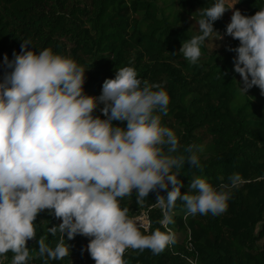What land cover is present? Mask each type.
Wrapping results in <instances>:
<instances>
[{
	"label": "clouds",
	"instance_id": "1",
	"mask_svg": "<svg viewBox=\"0 0 264 264\" xmlns=\"http://www.w3.org/2000/svg\"><path fill=\"white\" fill-rule=\"evenodd\" d=\"M235 3L212 0L201 9L198 32L178 49L190 64H197L209 38H221L213 22ZM225 33L239 41L231 50L240 91L246 95L258 86L264 95V6L252 15L233 9ZM29 43L24 40L13 59L5 55L8 70L0 79V256L11 251V264H28L35 256L45 264L60 260L70 254L65 233L69 240L90 237L94 264H127L123 253L129 248L157 255L175 242L174 233L141 231L139 219L120 205L133 191L138 199L156 191L164 226L174 222L170 213L178 199L186 215L226 211L235 175L219 186L196 175L181 193L177 173L185 162L201 168L202 149L188 145L178 152L176 133L162 122L170 102L163 85L142 81L133 66H123L103 80L99 96L89 95L86 69L75 59L49 47L33 50ZM98 102L103 118L94 115ZM45 209L60 219L47 232L60 237L52 245L42 235L38 250L30 252L26 241L36 237L34 221Z\"/></svg>",
	"mask_w": 264,
	"mask_h": 264
},
{
	"label": "trees",
	"instance_id": "2",
	"mask_svg": "<svg viewBox=\"0 0 264 264\" xmlns=\"http://www.w3.org/2000/svg\"><path fill=\"white\" fill-rule=\"evenodd\" d=\"M235 3L213 22L215 31L225 33L230 12L239 9L252 15L264 6V0H228ZM228 2V3H229ZM212 0H0V79L6 70L4 57L13 59L21 43L28 48L45 47L70 56L85 68L83 88L101 93L102 82L115 70L133 66L138 77L163 85L170 97L168 113L162 122L179 141L178 152L188 145L199 146L201 168L187 162L177 173L180 191H188L191 177L204 175L214 186L228 184L231 198L219 215H186L184 202L177 200L171 210L173 223L160 222L164 211L156 203V191L138 199L135 191L120 198L130 217L143 213L148 230H171L175 242L153 255L126 249L127 264H264V95L258 86L243 94L239 73L233 70L234 49L238 39L208 53L205 44L197 64H190L178 51L181 43L198 32L199 13ZM230 4V3H229ZM192 19L194 29L187 25ZM238 82V83H237ZM97 103L94 115L103 114ZM123 126L125 122L113 121ZM185 155H187L185 153ZM175 171V169H174ZM171 185H169V189ZM167 190H160L166 195ZM60 219L45 209L34 221L36 237L26 241L30 252L38 250L37 240L47 236L54 245L55 236L47 227ZM65 240L70 254L47 264H94L86 250L90 237L77 234ZM13 253L0 256V264H11ZM28 264H45L35 256Z\"/></svg>",
	"mask_w": 264,
	"mask_h": 264
},
{
	"label": "rangeland",
	"instance_id": "3",
	"mask_svg": "<svg viewBox=\"0 0 264 264\" xmlns=\"http://www.w3.org/2000/svg\"><path fill=\"white\" fill-rule=\"evenodd\" d=\"M229 3L231 4V2H229ZM232 11L230 12L229 21H230L231 15H232ZM186 21H187V25L188 26H191L192 29L195 28L196 24H195V22L192 19L188 18ZM216 32H218L220 34L221 38H219V39L213 38L212 41H211V38H209L206 41L205 47H206V50H207L208 53H211L213 51L221 49L222 47L226 46L228 44V42H229V36L226 33L221 32V31H216ZM83 89H84V92L86 94L96 96L94 90L87 89V88H83ZM140 216L141 215H139V216L137 215V217H140ZM133 218H136V216H134ZM138 219H139L140 223H144V219L143 218H138ZM86 250H87V248H86Z\"/></svg>",
	"mask_w": 264,
	"mask_h": 264
},
{
	"label": "built area",
	"instance_id": "4",
	"mask_svg": "<svg viewBox=\"0 0 264 264\" xmlns=\"http://www.w3.org/2000/svg\"><path fill=\"white\" fill-rule=\"evenodd\" d=\"M140 215H141L140 217H137V216H136V218H137V219H138V218H143V219H144V223H141V224L143 225L142 229H144V230L147 231L148 228H149V222H148L146 216H145L143 213H141Z\"/></svg>",
	"mask_w": 264,
	"mask_h": 264
}]
</instances>
